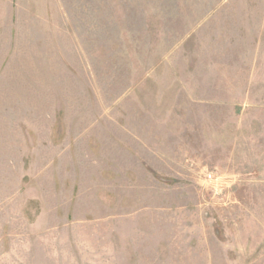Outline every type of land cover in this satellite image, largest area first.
I'll use <instances>...</instances> for the list:
<instances>
[{
	"label": "rangeland",
	"instance_id": "obj_1",
	"mask_svg": "<svg viewBox=\"0 0 264 264\" xmlns=\"http://www.w3.org/2000/svg\"><path fill=\"white\" fill-rule=\"evenodd\" d=\"M0 264H264V0H0Z\"/></svg>",
	"mask_w": 264,
	"mask_h": 264
}]
</instances>
